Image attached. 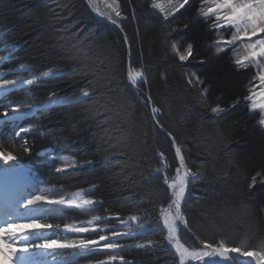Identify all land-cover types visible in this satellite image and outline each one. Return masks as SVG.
<instances>
[{"label":"trees","instance_id":"16d2710c","mask_svg":"<svg viewBox=\"0 0 264 264\" xmlns=\"http://www.w3.org/2000/svg\"><path fill=\"white\" fill-rule=\"evenodd\" d=\"M116 1L123 16L119 25L98 17L87 0H0L3 68L34 75L55 72L12 91L5 101H61L3 123L0 144L49 188L92 189L89 196L97 211L117 217L110 223L140 216L139 224L148 230L121 253L126 264H178L175 250L164 240L159 208L169 203L171 190L163 177L165 172L169 178L175 175L179 146L187 167L197 173L182 206L190 231L180 228L181 241L198 247L200 240L223 238L239 246L248 236L256 247L264 240V128L245 100L251 71L239 68L228 52L215 53L210 46L215 29L201 17L195 0L166 18L153 0ZM172 42L192 45L186 62L174 55ZM130 67L142 69L146 79L133 85ZM85 89H94L95 95L84 97ZM217 105L225 111L211 112ZM153 106L160 111L153 114ZM25 142L27 153L21 148ZM46 149L54 158L40 155ZM61 157L80 165L63 168ZM165 163L168 168L157 172ZM6 166L0 158V169ZM253 176L257 182L249 188ZM46 220L61 228L43 231L30 242L97 239L104 233L65 232L64 221ZM121 226L125 224L117 229ZM106 256L100 250L79 254L57 249L48 259L99 264Z\"/></svg>","mask_w":264,"mask_h":264},{"label":"snow or ice","instance_id":"6c2138e0","mask_svg":"<svg viewBox=\"0 0 264 264\" xmlns=\"http://www.w3.org/2000/svg\"><path fill=\"white\" fill-rule=\"evenodd\" d=\"M90 3L93 4V7L101 16H107L112 23H116V20L112 19L113 13L116 17L121 15L118 10V5L114 6L115 0H113V3H108L107 0H104L105 7L111 9V12L101 11L96 0H90ZM187 3L188 0H179L174 7L178 10ZM153 7L159 8L164 13L165 18L172 14L171 11L166 10L156 0H153ZM199 14L205 19L214 17L215 22L211 25L213 28L218 30L234 29L230 39H223L218 32V37L220 38L215 41L216 50L220 52L240 42L243 54H240L239 48L234 50L236 56L235 64L243 69H247L250 65H253L256 70L255 77L250 78L249 95L245 97V100L250 111H259L261 118L258 123L264 126V37L253 39L254 37H258V34H264V0H203ZM171 47L177 52L181 61L187 60L192 55L193 47L191 44L187 45L183 53L179 52L176 42H172ZM20 67L24 68V65H20ZM51 73L52 70L49 69L41 73V76L48 77ZM39 79L40 77L20 81L3 80V82H0V90H5L10 86L20 87L25 84L32 85ZM128 79L133 85H137L138 82L142 83L146 77L142 69H132L130 67L128 70ZM252 79L258 80V86H252ZM189 83H193L191 78L189 79ZM196 83H201L199 78H196ZM82 95L84 97L94 96L95 90L93 89L92 92H89L85 89ZM148 99L150 100V97ZM49 102L51 103L52 101L50 100ZM22 107L31 109V106L27 104ZM20 110V107L13 109L14 112H20ZM159 111V108L152 107L153 114ZM224 111L225 109L219 105L211 108V112L213 113H221ZM6 115L7 113H5ZM17 118L14 116L12 119ZM20 131H23V129H20ZM169 135L171 134L169 133ZM172 142L175 144V138H173ZM21 148L25 153L30 151L26 146V142L21 145ZM159 155L163 159L164 154L159 153ZM175 155L179 160L178 167L175 169V175L169 178L165 172L163 177L165 184L171 190L169 203L167 207L159 208V215L166 229L164 240L174 247L175 253L178 256V264H233V261L237 258H245L241 264H264V240L260 241L256 247H252L249 244L250 237L248 236L241 240L239 246H232L223 238L215 243H211L196 237L197 240H200V246L198 247L188 246L181 241L179 236L180 226L188 229V223L181 210V206L185 201V193L189 184L194 183L197 179V173L192 172L187 167L181 147L177 146L175 148ZM0 158L4 161H13L16 159V156L11 151H5L2 144H0ZM167 168L168 165L165 163L162 168H158L156 171L162 172ZM9 170L5 169V171ZM57 171H61V169H57ZM257 175L260 174L258 173ZM256 182L257 177L253 176L249 188L254 187ZM96 203L92 199L85 198L82 191H77L68 198L63 196L55 198L48 194H28L27 192H21L12 200L5 202L0 206V218H2V222H0V264H57L55 258L52 260L30 259L23 255L30 250L33 252L38 250H52L41 252L42 257H48L52 256L53 252L57 249H72L74 253L85 254L95 249L117 250L124 247L117 241L116 237L127 236L129 233H121L116 229L111 231L110 236L100 234L97 239H50L44 237L39 243L29 241V233H35L39 236L42 231L61 228L60 224L49 223L45 219L47 214L57 211V209L51 206H70L84 212H91L94 210ZM101 219V216L93 215L86 222L87 226L66 223L63 225V230L71 233L103 232V229H99L94 225L95 221ZM138 219L136 215L127 217L128 221H137ZM138 227L143 229L145 225L141 223ZM188 230L190 231V229ZM17 244L20 245L19 248L16 247ZM137 247H145V245L140 244ZM117 260L120 261V264H126L124 257L118 256L117 254L108 255L107 260L100 261L99 264H113Z\"/></svg>","mask_w":264,"mask_h":264},{"label":"rangeland","instance_id":"374dc122","mask_svg":"<svg viewBox=\"0 0 264 264\" xmlns=\"http://www.w3.org/2000/svg\"><path fill=\"white\" fill-rule=\"evenodd\" d=\"M87 1H88L89 5H90L91 9L93 10V12L98 17H100L102 19H105L108 22L112 23V21L109 20L107 18V16H101L95 10V8L93 7V4L90 3V0H87ZM189 1H191V0H188V2ZM107 2L108 3H113V0H107ZM156 2L162 4L165 7L166 10L171 11L172 14L168 15L167 17L176 15L181 9H183L186 6V4H185L184 7L179 8L178 10H176L174 5H176L179 2V0H156ZM195 2H197V5H199V7H201V5L203 4V0H195ZM96 3L99 5L101 11L111 12V9H108V8L105 7L104 0H96ZM116 5H118V3L115 0V5L114 6H116ZM156 9L160 11L159 8H156ZM118 10L120 11V14H121V10L119 8V5H118ZM161 13L163 14V16H165L163 12H161ZM112 19L116 20V23H114V24L119 25L121 23L120 21L123 20V16L120 15L119 17H116L115 14L113 13L112 14ZM205 21H209L210 24L212 25L215 22V18L214 17H209V18L205 19ZM211 29H215L216 40L218 38H220V37H218V32L220 33V36L223 39H230L232 31H234V29L233 30H225V29H219L218 30V29L213 28V27H211ZM260 37H264V34H258V37H254L253 39L255 40V39L260 38ZM210 46L215 50L216 54L228 52L229 55L231 56L232 60H234V62H235V58H236V56L234 54V50L235 49L239 48L240 54L241 55L243 54V49L240 46V42H237L236 45H233L231 47L225 48L223 51H220V52H217L216 46H215V42L213 44H211ZM186 47H187V45H182L181 42H177V48H178L180 53H183L184 50L186 49ZM174 55H176L177 58L179 59V55L177 54V52L174 51ZM187 60H183V61L186 62ZM247 70L251 71V73H252V76L250 78L255 77V75H256L255 66L250 65L247 68ZM54 73L55 72L52 71L50 76L42 77L41 74L40 75H34L33 73L29 72V70L24 72L20 68L19 69L13 68L12 70L6 71L0 66V78L2 79V81L0 79V82H3V80H17V81H20V80H25V79H32L33 77H40V79L38 80V81H40L42 79H46V78L51 77ZM37 82H35L34 84H36ZM251 83H252V86H258V80L252 79ZM24 86H29V85L25 84V85H22L20 87H11L10 86V87H8L5 90H0V101L2 100L4 95H6L8 92H10V91H12V90H14L16 88H21V87H24ZM249 87H250V85H249ZM249 87H247V94L248 95H249ZM257 90H259V89L257 88ZM56 99H57L56 97L35 98V99L31 98L30 100H28L27 105H30L31 109H36L37 107L42 106V105H52V104H58V103L61 102L60 100H58V99L56 100ZM68 99H70V98H68ZM50 100L52 101L51 103L49 102ZM23 105H24V103H12V102H9V103L2 104L1 107L3 109L7 110V112H6L7 113V117L12 119L14 116L19 118L23 114V112L25 110H27V109L22 107ZM17 107H20V109H21L20 112H14L13 111V109L17 108ZM253 113H257L258 114V120H257L256 124L261 126L258 123V121L261 118V114L259 113V111H255ZM2 121H3V119H0V122H2ZM261 127L264 128V126H261ZM42 155L44 157H46V158H54L53 156L49 157V151L48 150L43 151ZM59 160H60V166L63 167V168L78 167L80 165L74 158H70V157H61V158H59ZM5 163H6V165L8 167H10L9 171H12V170L14 171L15 169H17L18 164L14 160L13 161H5ZM30 177H32V180L30 181V186L25 190V192H27L28 194H33V193H35V194H48V195L53 196L55 198H60L61 196L65 197V198H68L71 194L77 192V191H74V192L66 191L64 188H56V187L55 188H49L48 186H44L43 183L37 178V176L30 175ZM91 192H92V189L84 190L83 193L85 195V198L91 199V197L89 196V194ZM51 207L57 209V211H53L51 214H47L45 216V218H49L50 216H54V218H56L57 220L64 221L65 224L66 223H68V224L75 223L78 226L81 225V224H83L84 226H87L86 222L89 219H91V216L99 215V216L102 217V219L98 220V221H95L94 225L97 226L99 229H103L104 230L103 234H106V235L110 236L111 235V231L107 232V233H105V232L107 230H113V229H116V230H118L121 233H129L127 236L116 237L117 241L122 246H124V247H122L120 249H117V250H107V249H103V248L95 249V250H100V251L107 252L106 260L108 258V255H110V254H117L118 256H120L121 253L125 249H127L130 246H135L136 243L132 240V238L136 237L141 232H145V231L148 230L147 227H144L143 229H140L138 227L139 221H140V216H137L139 218L137 221H128L127 220L126 223H125V221H114L113 223H110V221L112 219L116 220L117 217H114V216H111V215H103L99 211H97L95 206H94V210L91 211V212H84V211H82L80 209H76V208L70 207V206H58L57 205V206H51ZM121 224H125V226L124 227L121 226V227H119L121 229H117V225H121ZM181 227H183V226H180V228ZM97 232H100V231H97ZM89 233H91V231L88 232V234ZM132 233H134V234H132ZM83 234H86V233H83ZM28 235L30 236V233ZM101 243H105V242H101ZM172 248L174 249V247H172ZM47 251H51V250H38L36 252H30L29 251L27 253H24L23 255L29 257L30 259H44L46 257H42L41 256V252H47Z\"/></svg>","mask_w":264,"mask_h":264},{"label":"bare ground","instance_id":"6f19581e","mask_svg":"<svg viewBox=\"0 0 264 264\" xmlns=\"http://www.w3.org/2000/svg\"><path fill=\"white\" fill-rule=\"evenodd\" d=\"M29 171H23L21 169H16L12 171H4L0 173V204L1 200L5 197V194L8 192L21 193L29 185L27 181L31 180ZM18 180H22V184L18 187ZM2 219V218H0ZM2 222V221H0ZM17 248L20 247L19 244L16 245ZM20 255V253H18Z\"/></svg>","mask_w":264,"mask_h":264},{"label":"water","instance_id":"95a60500","mask_svg":"<svg viewBox=\"0 0 264 264\" xmlns=\"http://www.w3.org/2000/svg\"><path fill=\"white\" fill-rule=\"evenodd\" d=\"M244 259H245V258H237L236 260L233 261V264H234V263L241 264V262H242Z\"/></svg>","mask_w":264,"mask_h":264}]
</instances>
